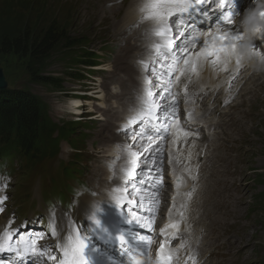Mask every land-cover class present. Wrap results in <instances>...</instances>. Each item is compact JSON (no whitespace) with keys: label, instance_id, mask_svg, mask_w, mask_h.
<instances>
[{"label":"snow or ice","instance_id":"obj_1","mask_svg":"<svg viewBox=\"0 0 264 264\" xmlns=\"http://www.w3.org/2000/svg\"><path fill=\"white\" fill-rule=\"evenodd\" d=\"M254 7L255 0H251L243 11L238 0H138L140 21L147 22L142 37L147 44L148 59L141 62L144 74L140 86L128 109L129 116L118 129L131 141L122 148V153L127 155L121 174L122 186L109 189L108 194L115 207L126 209L129 214L146 212V220H135L146 234L126 233L118 226L115 234L111 232L98 218L103 211L100 202L85 210L88 224H80L70 212L60 221L50 213V227L40 232L27 231L26 222L15 225L13 214L10 221L0 228V264H29V261L32 264H97L98 259L107 261V264H117L94 240L105 244L116 242L121 255L127 257V264H133L134 253L143 255L146 260L152 259L150 250L157 238L156 264H198L194 252H186L183 262L179 259L180 252L188 248L187 242L173 248V243L184 234L180 221H170L154 234L155 214L151 208L158 205L159 193L164 186L163 142L171 135L173 145L181 141L187 145L189 138L198 139L200 132L199 128H191L195 119L193 111L186 112L185 120L180 119L179 94L174 89L183 84L187 96L192 75H199L205 64H210L214 70L219 68L227 72L228 65L234 63L237 73L245 61L264 64V8L248 18L246 23L244 21L245 14ZM214 17H217L215 25L211 23ZM237 17L240 18L238 23ZM200 24L205 25L210 39L200 41L196 34ZM214 27L215 31H212ZM221 28L226 30L221 31ZM198 44L201 46L196 51ZM195 142L193 139L192 147ZM137 146L142 151H134ZM191 156L189 152V159ZM185 171L195 182L197 177L192 174V169L186 168ZM115 175L114 172L113 177ZM7 180L10 177H0V212L6 210ZM182 183L178 177L176 187ZM194 191L195 187L186 196L191 198ZM146 202L149 204L147 210L144 209ZM178 216L182 221L183 211L178 212ZM124 220L128 224L133 223L127 215ZM129 235L138 247L130 245Z\"/></svg>","mask_w":264,"mask_h":264},{"label":"rangeland","instance_id":"obj_2","mask_svg":"<svg viewBox=\"0 0 264 264\" xmlns=\"http://www.w3.org/2000/svg\"><path fill=\"white\" fill-rule=\"evenodd\" d=\"M77 2L87 5L85 0H0V34L6 29L11 31L7 32L11 35L16 28H21L23 24H25V28L29 25L37 32L51 25L56 29L58 38L73 37L80 39L85 45L84 50H93L99 55L98 67L96 68L98 70L91 72L89 69L91 67L81 65L76 60L85 58H81V56L77 58L75 56L77 50H67L63 44L39 59L16 55L12 52L0 54V69L7 81L5 90L28 91L38 97L47 105V112L52 120L59 125H66L67 122L73 120L79 121V123L74 122L72 124L70 128L72 134L68 136L69 141L61 142L60 150L55 156L40 157L38 155L31 161H26L24 158L15 161V164L12 165L15 179L8 190L13 200L8 205V210L11 207H16L19 203L39 205L59 193L67 196L70 192L77 191L81 187L77 185L78 182H83L94 190H100L106 185L100 181V168L105 164L104 159L106 157L93 155L94 153L98 155L97 151L102 147L103 142L97 139L96 149L92 145L95 131L97 133L98 127L100 128L99 125L104 124V117L106 116L101 115L100 111H86L90 106L108 105L103 98L106 93L100 91L99 96L96 94V91L100 90V84L104 78L99 70L107 71L106 73L113 71L111 78H108L111 81L115 78L112 82L117 83L120 80L116 85L111 84L110 89L112 91L125 86L133 92L128 101L130 105L134 101L135 84H138L135 81L136 76L133 74L136 75V69H138L140 79L144 72L141 63L143 61L142 55L139 57L140 59L129 60L131 63L136 62L132 65L137 66L136 69L134 67L132 69L128 62L124 63L127 65L124 66L125 71L119 69V64H123L118 59V56L124 51L123 43L128 40L133 41L129 29L125 30V27L130 24L127 21L128 18H123L130 0L97 1L96 7L99 8L101 14H103L102 9L104 7L110 13L107 12L111 18L95 28L90 23H85L84 16L79 17ZM123 4L125 7L121 8ZM135 20L131 23L132 25L135 24ZM144 26L146 24L141 25L142 30L145 29ZM67 40L70 41V39ZM115 65L118 68H114ZM252 65V68L255 69L264 66V64L258 63ZM92 69L96 70L95 68ZM114 69L118 71L116 72ZM92 74L93 76H91ZM122 74L123 78L120 77ZM192 76L193 80L199 79L197 75ZM39 77L52 78L54 83H46ZM123 81L127 85H124ZM247 86L252 88L254 84L249 82ZM84 88L94 96L92 98L86 97L89 100H86L84 103L87 105L83 106V111L90 113L91 116L81 118L80 121L74 119L82 117L79 115L81 111L77 112L80 107L77 106L78 110L75 111L69 106L65 107V105H71V101L77 100L79 93L85 90ZM136 89H138V85ZM101 95L102 97H100ZM243 95L244 91H240L239 97H236L235 101L242 98ZM113 103L115 104V102ZM244 105L245 103L241 102L240 105H229L228 108H225L226 115L219 116V122L222 125L220 127L226 128L229 120L228 112H233V109ZM126 107L127 105L124 106V109ZM245 109L248 110L246 121L250 120V123L243 127L238 126L234 136L236 145L240 147H238L237 154L241 159L237 165L241 166L245 163V166L233 171L231 177L238 178L239 183L238 185L235 183L236 186H233L230 192L227 190L228 199L232 201V198H235L237 204L235 203L233 215H229L232 219L227 228L229 229L228 235L225 227L219 224L211 229L210 234L215 239L217 246L215 258L217 264H264V93L260 92L256 101L246 104ZM208 118H213V116ZM216 130L219 131L220 129L217 128ZM123 137L126 139V135L123 134ZM99 141H101L100 144H98ZM112 144L113 142L106 146L105 150H109ZM113 150L117 152L118 148ZM103 167V171L107 175L109 167L105 165ZM241 169L243 172H240ZM67 171L72 177L67 176ZM92 171L95 172V176ZM67 183L72 188L71 191L67 189ZM84 194L78 199L84 198ZM217 199L214 196L213 201ZM209 213L214 217L218 215L219 208L216 204Z\"/></svg>","mask_w":264,"mask_h":264},{"label":"bare ground","instance_id":"obj_3","mask_svg":"<svg viewBox=\"0 0 264 264\" xmlns=\"http://www.w3.org/2000/svg\"><path fill=\"white\" fill-rule=\"evenodd\" d=\"M85 1H86L87 5L85 3H80V2H77V5H76L77 10L79 11V15H80L79 17L84 16V18L86 20L85 23L88 22V23H90V25H92L93 28H95L98 25L104 24L105 22H107L111 18V15H109L110 13L108 12V10L106 8L103 7V9H102L103 14H101L99 8L96 7V2L100 1V0H85ZM250 2H251V0H247L245 2L246 3L245 7ZM137 4H138V0H130V3L128 4V6L126 4V6L128 8L127 9L125 8L126 11H125V14L123 17L126 19L128 18L127 21H129L130 24L126 27L125 26H123V27H125V30L129 29V31L131 33V38L133 39V41L128 40L125 43H123L124 51H122L121 55H119V56H118V54H120V53L117 54V56L119 57L118 59H120L121 63H123V64H119V69L123 70V71H125L124 70V66L126 65V64L124 65L125 62L130 63L131 64L130 67H131L136 62L131 63V62H129L130 59H138L141 55L143 56L144 54L147 53L146 52L147 44L142 37L143 30L141 29V25L143 26V24H146V26H147V22H141L140 21V16L137 12ZM261 5H264V0H255V7L252 9V11L250 13H257L259 10L264 8V6H261ZM123 7H125V4H123L121 8H123ZM244 8H243V10H244ZM243 10H241V11H243ZM247 14H248V12L245 14L244 19L247 17ZM134 20H135V24L132 25L131 23H133ZM146 26H144V27H146ZM200 28H199V31H200ZM202 29H205V31H201L202 33H204V36H203V38H199L200 41H203L205 39H210V37H208L207 34H205L207 32L205 25L202 26ZM225 30L226 29L221 28V31H225ZM122 35H123V33H122ZM125 36H124V38H125ZM143 52H145V53H143ZM142 56H141V59H142ZM115 59H117V57H115ZM244 64L248 65L249 63L247 61H245ZM246 65H244V66H246ZM231 66H233V63L229 64L228 68H230ZM244 66H242L240 68L238 73L236 72V67H232L231 71L228 73V79L225 82V84L228 82V87H229V90L231 92L228 94L225 101L230 100L228 102V103H230L229 104L230 106L240 105L241 102L245 103V105L252 103V102L256 101L260 92L264 93V66L259 67L257 70H251L250 66L245 69ZM133 67L134 66H132V69H133ZM114 68H118V67H116V65H115ZM127 68H129V67H127ZM134 68L136 69V66ZM114 70H116V69H114ZM136 70H135V72H136ZM117 71L118 70H116V72ZM99 72L102 73L101 75L104 78L102 79V82L100 84L101 85L100 90L99 91L97 90L96 94H98V96H99L100 91L106 93L103 95V98L106 100L109 107H107L108 105H106V106L103 105L104 107L103 106L101 107L98 104V106H90L86 111H94V112L100 111L101 115L104 114V116H106V117H104V121H105L104 124L99 125L100 128L98 127L97 133L95 131V134H94L95 138H93V141H92L93 142L92 145L95 147V149H96L95 144H96L97 139H100L103 142V144H102V147H100L97 151L98 155L95 153L93 155L106 157L104 159V163H105L104 165L111 168L112 173H109L108 176L103 171L104 165L100 168V176H101L100 181L105 183V180L107 178L108 180H112L113 182L114 181L116 182L117 178L113 177V173H114L115 164H116L115 159H116V156L118 155V153H115L116 151H114L113 149L105 150V147L109 146L111 144V142H119L122 139H125L123 137V133L119 132L118 129L122 125V123H121L122 114L129 112L128 109L130 107V104H128L129 103L128 101L131 98L130 96L132 95L133 92H131V90L129 88H127V87L125 88V86H124V88H120L119 90L116 89V91H112L110 89L111 84L116 85L120 80L116 83V82H112L115 78H113L112 81L110 79H108L111 75H113V71H109L108 73H106L107 71L99 70ZM138 73L139 72L137 70V74L136 75L133 74L134 76H136L135 81H137V83L139 82ZM225 73H226L225 71H221L219 68H216L214 70L210 64H205L199 70V75H197V77L199 78L198 80H200V82L210 84V89H208V91H211L213 86L215 85V83L225 76ZM143 74H144V72L142 73V75ZM122 76H123V74L120 77H122ZM233 76H235V79H232ZM106 77H107V80H105ZM130 77H132V76H130ZM116 79L118 80V78H116ZM127 79H128V77H127ZM127 79H126V81H127ZM132 79H134V78H132ZM239 82H240V84H239ZM249 82H252L254 84V86L252 88H249L247 86V84ZM123 84L127 85V83L125 81H123ZM123 84L121 83V85H123ZM136 85L137 84H135V90L132 87L134 90V96L136 94ZM132 86H134V85H132ZM114 89H115V87H114ZM105 90H106V92H105ZM195 90L196 89H188V95L187 96L190 98H193V99L195 98V100L197 102L199 101L201 103V105L204 107V112L199 113V115H201L200 117H204L207 114H209L211 111H215L217 109L218 103L220 102L219 97H218V95L220 93L219 88H217L211 92L208 100H206V96H207L206 93H200L199 99L196 98ZM240 91H244L243 97L237 101H235V99H232L236 95H239ZM175 92L178 94H180V93L185 94L184 91H181L180 89H175ZM92 96H94V95L89 94L88 98H92ZM100 97H102V95ZM104 99H103V101H104ZM87 100H89V99H87ZM99 101H100V99H99ZM113 102H115V104ZM104 104H105V102H104ZM125 105H127V107L124 109ZM245 105L243 107L239 106L238 108L233 109V112H228L229 120L226 124V128L223 130L221 136L219 137L220 139H219L218 143L214 144L215 149L213 150V152L210 155L211 167H210L209 178L201 175L200 180H199L201 183V186L202 187H208V193L210 195H212V197L209 199V207H208L207 213L204 214L205 217L208 219V225L210 226V229H214L218 224L222 225L223 227H225L227 235L229 232V229H227V228H228V225L231 223V219H232L229 215L230 214L233 215L235 203L237 204L235 198H232V201H230L228 199L227 190H229V192H230V190L233 188V186H236L235 183H237V185L239 183L238 178L234 179L233 177H231L233 175V171H235L236 169H238L242 166H245V163L243 164V161L241 162L243 165H241V166L237 165L238 163H240L241 158L237 154V150H238L239 146L236 145V142L234 140V136L236 135L235 133H236L237 127L240 125L243 127V126H245V124L250 123V120L246 121L248 110L245 109ZM67 106H69L70 108L77 111L78 109L76 107L80 106V102L78 100L71 101V105H68V104L65 105V107H67ZM80 110H81V108H80ZM80 110H78L77 112H80ZM120 110H122V111H120ZM217 112H218V116L226 115L225 110H222V111L218 110ZM120 113H122V114L120 115ZM184 114H186V112H184ZM200 117H195L194 122L192 123V125L195 128H199V129L201 128V124L198 122ZM123 119H124V117H123ZM212 124H216L219 127L221 125L219 120L215 123H212ZM221 127H222V125H221ZM233 129L235 131L234 133H233ZM172 139H173V137H172ZM126 140L129 142V138L127 136H126ZM225 140H227V142H225ZM101 141H99L98 144H100ZM232 145H235V146L231 147ZM181 146H182V143L177 144V149H180ZM179 151H181V150H179ZM242 152H243V150H242ZM177 166L182 167L184 171L187 168V167H183V166H179V165H176L175 167L177 168ZM192 172H195V169H192ZM240 172H243V169H241ZM92 174L94 176L96 175L95 172H93V171H92ZM214 196L216 198H218L216 201H213ZM87 197H89V196L86 195V196H84L83 199H86ZM87 199H90V198H87ZM215 204L219 208V213L216 217H214L211 213H209L210 211H212L215 208ZM225 205H227V207H225ZM196 215H197L196 213H193V216H196ZM200 219H201V217H199V220Z\"/></svg>","mask_w":264,"mask_h":264},{"label":"trees","instance_id":"obj_4","mask_svg":"<svg viewBox=\"0 0 264 264\" xmlns=\"http://www.w3.org/2000/svg\"><path fill=\"white\" fill-rule=\"evenodd\" d=\"M7 32L11 31L4 29L0 34V54L12 52L39 59L63 44L67 50L76 49L77 58H85L76 59L81 65H98V52L84 50L85 45L80 39L58 38L56 29L51 25L37 32L29 25L25 28L23 24L13 34ZM90 71L94 72L93 69ZM39 78L46 83H54L52 78ZM74 122L79 123L78 120L67 122L66 125L54 122L47 112V105L28 91H0V163H12L19 158L31 161L38 155L55 156L60 150L61 142L69 141L68 136L72 134L70 128ZM67 176L72 177L68 171Z\"/></svg>","mask_w":264,"mask_h":264},{"label":"water","instance_id":"obj_5","mask_svg":"<svg viewBox=\"0 0 264 264\" xmlns=\"http://www.w3.org/2000/svg\"><path fill=\"white\" fill-rule=\"evenodd\" d=\"M7 88V81L5 80L2 70L0 69V91H3Z\"/></svg>","mask_w":264,"mask_h":264},{"label":"clouds","instance_id":"obj_6","mask_svg":"<svg viewBox=\"0 0 264 264\" xmlns=\"http://www.w3.org/2000/svg\"><path fill=\"white\" fill-rule=\"evenodd\" d=\"M261 6H264V5H261Z\"/></svg>","mask_w":264,"mask_h":264}]
</instances>
